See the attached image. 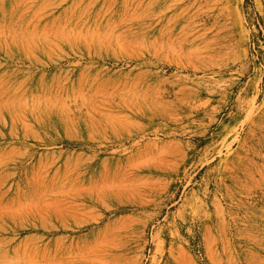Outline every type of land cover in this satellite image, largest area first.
I'll return each mask as SVG.
<instances>
[{"label": "rangeland", "instance_id": "1", "mask_svg": "<svg viewBox=\"0 0 264 264\" xmlns=\"http://www.w3.org/2000/svg\"><path fill=\"white\" fill-rule=\"evenodd\" d=\"M0 264H264V0H0Z\"/></svg>", "mask_w": 264, "mask_h": 264}]
</instances>
